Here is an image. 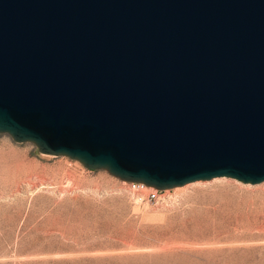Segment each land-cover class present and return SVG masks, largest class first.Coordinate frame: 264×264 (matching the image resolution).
Listing matches in <instances>:
<instances>
[{
  "label": "water",
  "instance_id": "water-1",
  "mask_svg": "<svg viewBox=\"0 0 264 264\" xmlns=\"http://www.w3.org/2000/svg\"><path fill=\"white\" fill-rule=\"evenodd\" d=\"M0 134L157 190L264 182V0H0Z\"/></svg>",
  "mask_w": 264,
  "mask_h": 264
},
{
  "label": "rangeland",
  "instance_id": "rangeland-1",
  "mask_svg": "<svg viewBox=\"0 0 264 264\" xmlns=\"http://www.w3.org/2000/svg\"><path fill=\"white\" fill-rule=\"evenodd\" d=\"M146 193L0 134V264H264V182Z\"/></svg>",
  "mask_w": 264,
  "mask_h": 264
},
{
  "label": "built area",
  "instance_id": "built-area-1",
  "mask_svg": "<svg viewBox=\"0 0 264 264\" xmlns=\"http://www.w3.org/2000/svg\"><path fill=\"white\" fill-rule=\"evenodd\" d=\"M127 184L128 190L132 192H143L147 191L146 198L149 200H154L157 197V193L162 190H157L153 187L147 186L142 182H125ZM143 197L140 196V199Z\"/></svg>",
  "mask_w": 264,
  "mask_h": 264
}]
</instances>
